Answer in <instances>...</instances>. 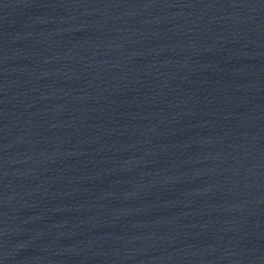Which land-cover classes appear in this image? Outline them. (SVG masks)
<instances>
[{
	"label": "water",
	"instance_id": "95a60500",
	"mask_svg": "<svg viewBox=\"0 0 264 264\" xmlns=\"http://www.w3.org/2000/svg\"><path fill=\"white\" fill-rule=\"evenodd\" d=\"M0 264H264V0H0Z\"/></svg>",
	"mask_w": 264,
	"mask_h": 264
}]
</instances>
